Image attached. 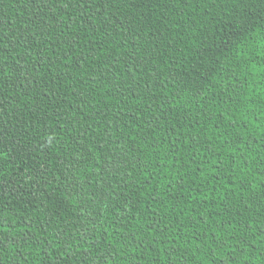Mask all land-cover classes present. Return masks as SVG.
Returning a JSON list of instances; mask_svg holds the SVG:
<instances>
[{"label":"trees","instance_id":"trees-1","mask_svg":"<svg viewBox=\"0 0 264 264\" xmlns=\"http://www.w3.org/2000/svg\"><path fill=\"white\" fill-rule=\"evenodd\" d=\"M0 264H264V0H0Z\"/></svg>","mask_w":264,"mask_h":264}]
</instances>
